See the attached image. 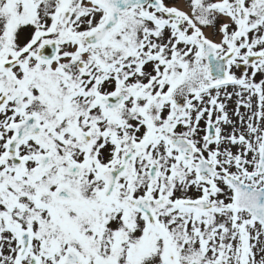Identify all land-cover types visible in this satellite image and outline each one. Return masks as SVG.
<instances>
[{
  "label": "snow or ice",
  "instance_id": "obj_1",
  "mask_svg": "<svg viewBox=\"0 0 264 264\" xmlns=\"http://www.w3.org/2000/svg\"><path fill=\"white\" fill-rule=\"evenodd\" d=\"M0 264H264V0H0Z\"/></svg>",
  "mask_w": 264,
  "mask_h": 264
}]
</instances>
